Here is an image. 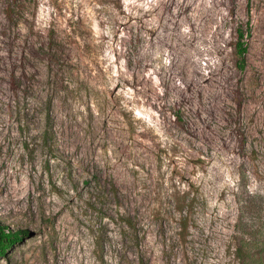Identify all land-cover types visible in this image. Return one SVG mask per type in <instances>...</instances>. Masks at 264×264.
Returning <instances> with one entry per match:
<instances>
[{
  "label": "rangeland",
  "instance_id": "rangeland-1",
  "mask_svg": "<svg viewBox=\"0 0 264 264\" xmlns=\"http://www.w3.org/2000/svg\"><path fill=\"white\" fill-rule=\"evenodd\" d=\"M184 192L188 249L159 217ZM128 211L149 264H241L264 230V0H0V220L25 230L0 264H139Z\"/></svg>",
  "mask_w": 264,
  "mask_h": 264
},
{
  "label": "trees",
  "instance_id": "trees-1",
  "mask_svg": "<svg viewBox=\"0 0 264 264\" xmlns=\"http://www.w3.org/2000/svg\"><path fill=\"white\" fill-rule=\"evenodd\" d=\"M250 24V22H249ZM238 31V41L236 43L237 52L240 55V67L244 68L246 63V52L248 47L243 41L245 36L244 29L240 26ZM249 33L250 28H249ZM42 120L44 127L41 130V138L44 144L48 145L49 142L55 137L56 130L53 126L54 117L52 115L51 103L44 104L42 107ZM30 114L29 108L23 110V115L28 117ZM99 185L102 186L100 180ZM115 187V184H113ZM112 190L111 194L118 195V191ZM171 203V209L163 213V216H159L163 221V233L167 234L166 226H171L174 232L172 238L177 245L189 247V235L191 234V226L194 225L196 219L194 216L195 206L194 199L189 195V192L182 194H173ZM122 237H131L136 241V245L139 249V264H149L146 261V257L143 254L142 243L145 232H142V226L138 216L132 212H125L122 214ZM24 231L22 229L14 230L9 225L3 223L0 220V260L8 255L9 250L18 242L23 240ZM239 240L236 244L235 253L240 259L241 264H264V230L253 229L249 233L238 232ZM167 236V235H166ZM168 237V236H167Z\"/></svg>",
  "mask_w": 264,
  "mask_h": 264
}]
</instances>
